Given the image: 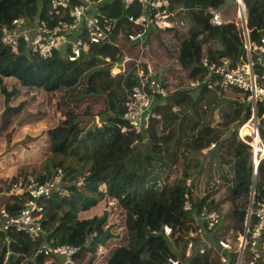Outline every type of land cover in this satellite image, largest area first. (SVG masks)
<instances>
[{
	"label": "trees",
	"instance_id": "1",
	"mask_svg": "<svg viewBox=\"0 0 264 264\" xmlns=\"http://www.w3.org/2000/svg\"><path fill=\"white\" fill-rule=\"evenodd\" d=\"M51 2L0 0V35L2 28L15 18L39 17L46 20ZM175 2V9L176 6L182 8V0ZM193 2L195 11L192 16L189 11L183 17L177 15L179 25L170 30L173 40L179 45L177 53L170 59L175 64V70L186 71V81L189 83L204 79L206 72L201 63L206 54L212 58L229 57L236 61L244 48L242 30L231 19L218 28L211 25L209 8L219 9L225 6L226 0ZM244 2L248 10L247 27L251 41L260 43L264 37V0ZM230 8L234 12L237 10L236 0H232ZM117 12L115 16L124 21L126 16L134 14L136 10L118 7ZM118 52L117 47L105 43L93 46L90 53L77 62H69L60 54L43 60L31 56L25 49L16 53L0 44V86L6 97L17 93L16 90L8 93L4 87L3 80L8 78L17 80L29 90L39 88L52 96H61L71 104L81 102L76 107L79 112L88 105L103 107V101L99 98H103L106 104L104 111L96 113L101 118L102 126L98 124L93 130H89V125L86 127L88 122L85 118L92 116L90 110L78 115L60 106L63 120L48 132L50 154L36 179L41 183L53 180L60 170L66 172L65 178L47 199L48 209L42 218L40 241L34 242L25 233L0 235V264H46L52 259L39 253L43 243L51 247L73 246L78 249L74 258L76 264H94L100 250L107 249L109 241L116 238L106 228L108 213L92 219L80 218V213L91 211L104 198L102 187L106 188L109 200L116 202L123 210L128 244L115 255L119 264L167 262L169 257L175 256L173 245L183 258L184 246L180 242L184 243V238L191 230L187 225L191 215L183 211L187 192L185 181L195 174L196 187L208 192V199L213 195L210 192L216 193L219 188L215 187H220L203 181V168H199L202 157L210 161L216 158L214 164L219 165V176L224 181L222 187H227L229 191L232 219L244 224L254 187V163L252 150L240 140L237 129L250 116L249 109L237 101L236 92L219 87L211 91L206 85L195 90L182 89L183 81L174 88L164 80L167 96L163 97L157 91L153 93L154 105L148 126L139 135L122 134L120 128L126 125L123 118L126 103H119L121 92L126 88L131 94L133 87L138 84V76L137 68L128 75L120 74L116 78H112L110 70L104 69L107 57L114 62L119 61L116 59ZM225 103L230 106L226 107ZM176 107L182 112L181 119L174 114L168 115ZM217 107L220 109L215 117L213 110ZM16 110L9 107L4 112L5 122H9V115ZM259 114L264 115V108L260 109ZM161 116L164 119H160ZM166 133L173 135L172 142L166 141ZM148 144L154 145V152L148 154L145 165L141 149ZM213 144H216V148L204 155L203 150ZM71 161L78 165L92 162L94 167L87 172L82 169L78 171L70 165ZM226 166L231 169V173L225 170ZM27 178L20 181L16 179L14 183ZM68 181L72 184H68ZM64 190L68 196L61 195ZM25 200V196L12 195L6 198L2 206L16 216ZM263 202L264 159L258 166L254 208ZM210 207L221 210L220 204L215 202ZM140 221L147 225H141ZM164 225L173 227V237L164 235ZM142 230L145 231L142 233ZM143 234L145 240H142ZM176 234H179L178 239H174ZM154 241L162 243L166 251L153 249L151 244ZM259 250L264 261V238ZM158 255L162 258L157 261ZM237 257L235 253L230 254V264H236ZM183 260L186 264H220L219 256L214 251ZM55 262L61 263L62 260L57 259Z\"/></svg>",
	"mask_w": 264,
	"mask_h": 264
},
{
	"label": "built area",
	"instance_id": "2",
	"mask_svg": "<svg viewBox=\"0 0 264 264\" xmlns=\"http://www.w3.org/2000/svg\"><path fill=\"white\" fill-rule=\"evenodd\" d=\"M236 3L237 21L231 20L243 33L244 48L240 61L238 58L234 61L229 57L204 56L201 64L206 72L205 77L191 81L189 88L195 90L206 85L211 91L219 87L236 92L237 101L249 109L250 116L237 130L240 140L252 150L253 181L256 183L258 166L264 159V125L261 123L264 115L259 114L260 109L264 108V37L260 43L251 41L246 4L244 0H236ZM175 4V0H52L46 20L39 17L15 18L2 28L0 44L10 47L16 53L25 49L31 56L43 60L60 54L69 62H77L88 55L93 46L110 43L119 50L116 54L119 61L114 62L107 57L105 65H112L110 74L118 77L126 72L127 61L123 57L126 46L142 45L146 37H154V32L163 33L175 27ZM118 7L136 12L121 21L115 16ZM230 13L232 10L229 6L209 8L211 25L218 28L226 24ZM140 67L136 70L138 84L131 90L125 105L123 118L126 125L120 128L122 134H141L148 126L152 114L153 93L157 91L163 97L167 96V91L153 71ZM135 68V65L131 67ZM215 148L216 144H213L204 149L203 154L208 155ZM64 178L60 170L50 181L41 183L34 177H28L25 181L10 185L7 191L9 196H25L27 200L16 216L0 206V235L25 233L38 243L43 232L42 218L48 209L47 199L56 192ZM185 186L187 192L184 195L183 211L191 215L187 224L191 230L184 238V243H181L184 246L183 258L175 248V256L168 258V264H186L184 258L203 256L209 251L218 254L220 264H230V254L233 253L238 255L236 264H264L259 250L264 238V202L254 208L255 191L251 193L250 206L243 229L238 233L239 237L233 235V231L218 236L217 227L224 223L225 213L210 207L208 193L196 187L193 177L187 178ZM163 233L167 238L175 235L170 225H164ZM178 238L179 234H176L174 239ZM77 252L78 249L73 246L51 247L45 243L39 251L52 260L61 259L62 264H76L74 258Z\"/></svg>",
	"mask_w": 264,
	"mask_h": 264
},
{
	"label": "rangeland",
	"instance_id": "3",
	"mask_svg": "<svg viewBox=\"0 0 264 264\" xmlns=\"http://www.w3.org/2000/svg\"><path fill=\"white\" fill-rule=\"evenodd\" d=\"M233 13L234 15L229 18L237 21V13ZM148 39L149 41L144 46H142V49L139 50V52L129 57L130 60L126 63L125 73L133 72L134 69H131L133 65H135L137 69L140 66L141 69H144L145 66L149 64L150 67L152 66L151 68L155 75H157L160 68H173L175 64L170 59V56L177 53L179 45L173 40L172 36L167 33L161 34V32H157L155 37ZM111 66L112 65L109 64L104 65V69L110 70ZM125 73L122 74L128 75ZM182 73V76L178 77H176V74H173L172 76L176 78H173L174 80H169L168 84L175 88L181 84V81H183V86L181 88L190 89V83L186 81V72L182 71ZM111 75L112 78L116 77L113 75V73H111ZM3 82V85L6 87L8 93H12L15 90L17 93L8 98L1 92L0 86V206L3 205V203L6 201V198L9 196L7 191L10 185H12L16 179H19L20 181L23 180L24 177L36 178L41 166L50 154V138L48 132L58 126L63 120V117L59 112L60 106H62L63 109H66L68 112H75L78 115H83L87 110H90L93 116H98L96 114L98 111H104L106 109V104L105 106L103 105V107L88 105L82 112H79L76 110L77 104H71L68 102V100L63 99L61 96H52L51 94H47V92H45L43 89L39 88L29 90L22 87L15 79L7 78L4 79ZM121 95L122 96L119 100V103H127L130 96V90L123 88ZM225 105L226 107L230 106V104L227 103H225ZM9 107L17 110L16 112H11L9 115V122H5L3 114ZM221 107H223V104ZM219 109L220 107H217L215 110H213V115H215V117H217ZM172 114L177 115V117L180 119L182 117V112L180 113V109L178 107L173 108L171 113L168 115L170 116ZM97 118L98 124L101 127V118ZM160 119L164 118L161 116ZM87 126L90 127L91 124L88 123L86 124V127ZM164 135L165 137L168 136L166 141L172 142L173 135H169V133ZM141 152L143 161L146 165L148 154L152 155L154 152V145L148 144L144 148L142 147ZM155 157L161 159L159 155H155ZM201 160L203 161L199 162V165L201 166L199 168H203V181L206 184L209 182L210 184H216V186L220 185V187L213 186V188H219V190H217L216 193L210 192V194L213 195L209 196L208 199L210 203L215 202L218 205L220 204V209L225 213L223 217L225 218L224 223L217 227L216 234L218 236H224L233 231V235L239 237L238 233L243 229L244 224H238L232 219V213L229 211V191L227 187H222L224 186V181L220 179L219 176V165L217 166L214 164L216 163V158L213 159V161H210L208 158L204 159V157H202ZM194 164L195 163L193 162V165ZM70 165H72L78 171L82 169L84 172H87L93 167L92 162L78 165L71 161ZM225 170H228L229 173H231V169L229 170V167L226 166ZM65 173L64 175H66ZM192 177L195 178V174L194 176L192 175ZM69 183L70 185L72 184L68 181V184ZM200 188L201 187H199V190L202 191ZM101 189L103 193L102 197L104 198H102L98 206L93 208L91 211L80 213V218L92 219L94 217H102L105 213L109 214L106 228L111 230L114 237H116L109 241V247L112 250L108 249L110 251L107 252V256L110 257L113 254L115 256L117 251L120 252L121 249L125 248V246L128 244V241L126 238V228L123 223V210L118 207L116 202L109 200V198L106 196L105 187H102ZM67 194L68 193H66L65 190L61 193V195L64 196ZM140 224L143 226L147 225L141 221ZM144 231L145 230H142V233ZM144 237L145 236L143 234L142 240ZM180 243H182V241ZM151 245L153 249L157 248L158 250L159 248L160 252L166 251V248L158 241H154ZM174 251L175 246L173 245V252ZM102 253L105 252L101 250V254ZM104 255L99 256V260H103L105 257ZM161 258L162 256L158 255L157 261L161 260ZM126 262H128L127 259ZM131 262L132 261H130V263ZM48 264L57 263L55 260H51L48 262ZM159 264H168V262L164 261Z\"/></svg>",
	"mask_w": 264,
	"mask_h": 264
},
{
	"label": "crops",
	"instance_id": "4",
	"mask_svg": "<svg viewBox=\"0 0 264 264\" xmlns=\"http://www.w3.org/2000/svg\"><path fill=\"white\" fill-rule=\"evenodd\" d=\"M181 3V2H180ZM182 6V8H177V6H176V9H175V12H176V15H175V22H176V24H175V27L174 28H176L178 25H179V20L177 19L178 17H177V15H181V17H183L184 15H187L188 13V11H189V13H190V15L192 16V13L195 11V7H192L191 9H189V10H185L184 9V0H183V4L181 5ZM229 7H231V4L229 5ZM231 9V8H230ZM232 10V9H231ZM187 11V12H186ZM234 11L232 10V13H230L229 15H228V17H227V19H230L231 18V16L232 15H234V13H233ZM236 12V11H235ZM230 17V18H229ZM182 20H183V18H182ZM181 23H184V21H182ZM163 33H167V34H170L171 36H172V34L170 33V30L169 31H167V32H163ZM163 33H161V34H163ZM157 34V32H154V37H155V35ZM149 41V39H148V37H146L145 38V41L143 42V44L142 45H129V47L128 46H126V53H125V55L123 56L124 57V59H126V61L128 62L129 60H130V56H132L133 54H135V53H137V52H139V50H141L142 49V46H144L147 42ZM136 49V50H135ZM133 50H135V51H133ZM206 56V55H205ZM209 56V55H208ZM144 65H146V64H144ZM152 67V66H151ZM150 66H149V64L147 65V66H145V70L147 71L148 69H150V70H152V68H151ZM162 70V80L161 81H159L161 84H162V86H163V89L164 90H166V87L164 86V84H163V82H164V80L167 82V84L169 83V80H174L173 78H176V77H178V76H182L181 74H183L182 73V71L184 72L185 70L184 69H178V70H175L174 69V66H173V68H169V69H161L160 68V70H159V72ZM153 71V70H152ZM159 72L157 73V78H158V76H159ZM181 72V73H180ZM186 72V71H185ZM173 74H176V77H173L172 75ZM180 74V75H179ZM158 80H159V78H158ZM189 90H191V89H189ZM167 91V90H166ZM100 99H102V98H100ZM86 100V99H85ZM102 101H103V105L105 106V101L102 99ZM83 102V101H82ZM81 102H79V103H77V105L78 104H80ZM180 109V108H179ZM87 163H91V162H87ZM93 164V167H94V163H92ZM92 167V168H93ZM8 198V197H7ZM108 249H110V247L109 248H107V249H101L102 251H104L105 253H102L101 254V250H100V253H99V256H101V255H104L105 257H104V259L102 260V259H100L99 260V256H98V258H97V260H96V262L94 263V264H119V262H118V259H115V256H114V254L112 255V256H110V257H108L107 256V252L108 251H110V250H112V249H110V250H108ZM46 264H48V262L46 263ZM57 264H62V262L60 263H57Z\"/></svg>",
	"mask_w": 264,
	"mask_h": 264
},
{
	"label": "water",
	"instance_id": "5",
	"mask_svg": "<svg viewBox=\"0 0 264 264\" xmlns=\"http://www.w3.org/2000/svg\"><path fill=\"white\" fill-rule=\"evenodd\" d=\"M230 4H232V0H226V4L225 6H229ZM194 5V2L193 0H184V9L185 10H189L193 7ZM242 55V50L240 51V54L238 56V61H240V57ZM159 81L162 80V70L159 72ZM85 120L91 124V126L89 127V130H93L95 129L96 127H98V118L97 116H90V117H86ZM261 123L264 125V119H262ZM255 182H254V187H253V192L255 191Z\"/></svg>",
	"mask_w": 264,
	"mask_h": 264
},
{
	"label": "clouds",
	"instance_id": "6",
	"mask_svg": "<svg viewBox=\"0 0 264 264\" xmlns=\"http://www.w3.org/2000/svg\"><path fill=\"white\" fill-rule=\"evenodd\" d=\"M253 192V191H252Z\"/></svg>",
	"mask_w": 264,
	"mask_h": 264
}]
</instances>
